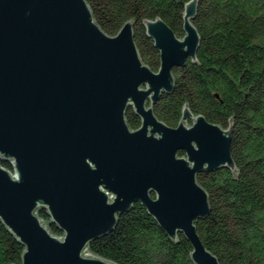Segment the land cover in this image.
I'll return each instance as SVG.
<instances>
[{
    "label": "water",
    "instance_id": "obj_1",
    "mask_svg": "<svg viewBox=\"0 0 264 264\" xmlns=\"http://www.w3.org/2000/svg\"><path fill=\"white\" fill-rule=\"evenodd\" d=\"M180 2L184 36L160 16L143 21L160 52L155 71L135 42V20L111 35L87 0H0V219L25 246L21 264H118L89 244L138 202L171 239L184 234L195 264H220L197 231L211 212L198 174L237 172L234 125L188 105L176 127L154 112L175 89L174 68L197 61L199 0Z\"/></svg>",
    "mask_w": 264,
    "mask_h": 264
},
{
    "label": "trees",
    "instance_id": "obj_2",
    "mask_svg": "<svg viewBox=\"0 0 264 264\" xmlns=\"http://www.w3.org/2000/svg\"><path fill=\"white\" fill-rule=\"evenodd\" d=\"M87 1L108 34H117L126 21L135 20V42L143 61L155 71L160 68V52L143 21L160 16L184 36L180 0ZM193 22L201 36L197 61L174 68L175 89L160 96L154 112L176 127L188 105L211 122L234 125L237 172L222 167L198 174L211 212L195 222L220 264H264V0H199ZM125 116L131 128L140 127L133 107ZM2 165L13 169L10 162ZM39 215L54 234H62L50 223L46 209ZM24 250L0 219V264H21ZM89 250L118 264H195L184 234L171 239L139 202L120 215L113 232L93 240Z\"/></svg>",
    "mask_w": 264,
    "mask_h": 264
}]
</instances>
